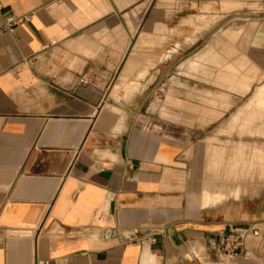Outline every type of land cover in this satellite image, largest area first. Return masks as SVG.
<instances>
[{"label": "crops", "instance_id": "crops-1", "mask_svg": "<svg viewBox=\"0 0 264 264\" xmlns=\"http://www.w3.org/2000/svg\"><path fill=\"white\" fill-rule=\"evenodd\" d=\"M247 109L264 0H0V264H264V194L205 150ZM229 224L260 235L223 261Z\"/></svg>", "mask_w": 264, "mask_h": 264}, {"label": "rangeland", "instance_id": "rangeland-1", "mask_svg": "<svg viewBox=\"0 0 264 264\" xmlns=\"http://www.w3.org/2000/svg\"><path fill=\"white\" fill-rule=\"evenodd\" d=\"M245 112L239 126H229V129L221 133L225 139H219L215 132L205 143L206 158L209 157L211 165L215 160L214 152L222 153L221 164L225 165L226 172L210 173V176L223 184H210V187L212 190L225 193L226 196H233L234 192L242 198H248L257 192L264 194V116H251L248 109ZM243 121H251V125L255 126L254 130L242 129ZM241 146L244 149L242 151L239 150ZM242 158L246 159V163L242 162ZM235 166L240 167V173L233 172ZM225 173H229L230 176L226 177ZM243 173L248 175H242ZM234 181H241V184H232Z\"/></svg>", "mask_w": 264, "mask_h": 264}, {"label": "built area", "instance_id": "built-area-1", "mask_svg": "<svg viewBox=\"0 0 264 264\" xmlns=\"http://www.w3.org/2000/svg\"><path fill=\"white\" fill-rule=\"evenodd\" d=\"M15 23V20L10 19L7 25L10 27ZM259 235L260 230L256 226L236 227L229 224L218 236L216 252L219 260L233 261L238 259L247 240Z\"/></svg>", "mask_w": 264, "mask_h": 264}, {"label": "bare ground", "instance_id": "bare-ground-1", "mask_svg": "<svg viewBox=\"0 0 264 264\" xmlns=\"http://www.w3.org/2000/svg\"><path fill=\"white\" fill-rule=\"evenodd\" d=\"M237 35V34H236ZM247 89V88H246Z\"/></svg>", "mask_w": 264, "mask_h": 264}]
</instances>
